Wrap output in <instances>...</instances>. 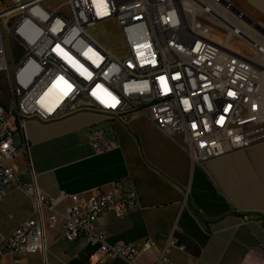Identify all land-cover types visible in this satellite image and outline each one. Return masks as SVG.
<instances>
[{"label":"built area","instance_id":"built-area-1","mask_svg":"<svg viewBox=\"0 0 264 264\" xmlns=\"http://www.w3.org/2000/svg\"><path fill=\"white\" fill-rule=\"evenodd\" d=\"M48 1L0 0V80L7 84V99H0V198L19 189L34 209L5 249L12 264L34 254L46 264L47 227L60 225L69 242H83L101 261L167 264L171 248L184 250L173 235L148 263L144 256L157 247L152 238L110 244L97 230L104 213L123 219L138 208L132 186L115 181L91 195L53 199L31 166L27 175L17 174L13 163L29 149L25 125L79 112L111 121L145 117L164 134L181 136L198 164L247 149L264 140V37L251 40L255 23L245 21L233 0H65L69 14L62 6L47 9ZM110 22L121 35L113 50L88 33ZM208 22L225 30L224 42L213 38ZM241 22L248 24L247 36ZM233 37L258 56L231 49ZM7 40L21 50L17 59L9 56ZM65 200V212L56 211Z\"/></svg>","mask_w":264,"mask_h":264},{"label":"crops","instance_id":"crops-1","mask_svg":"<svg viewBox=\"0 0 264 264\" xmlns=\"http://www.w3.org/2000/svg\"><path fill=\"white\" fill-rule=\"evenodd\" d=\"M244 5L263 31L264 0ZM25 132L28 153L16 158L14 169L27 175L31 166L49 198L91 195L115 181L132 186L136 210L123 219L106 212L97 220L110 244L152 238L157 247L143 259L155 263L173 235L184 250L171 248L167 264H264V140L198 164L181 136L164 134L145 117L111 121L79 112L46 125L28 121ZM15 143L21 145L19 133ZM69 205L65 200L55 209L65 212ZM33 217L32 200L22 190L0 198V264H12L5 243ZM46 234V264H125L101 261L83 242H69L60 225L47 227ZM22 264L42 259L23 255Z\"/></svg>","mask_w":264,"mask_h":264},{"label":"rangeland","instance_id":"rangeland-1","mask_svg":"<svg viewBox=\"0 0 264 264\" xmlns=\"http://www.w3.org/2000/svg\"><path fill=\"white\" fill-rule=\"evenodd\" d=\"M63 1L64 0H51L44 3V6L47 9L62 6L63 7L62 10H64V12L69 14L68 8L66 6L64 7V4H62ZM233 4L237 7L238 10H240L242 13L246 15L247 19H245V21H249V20L255 21L254 18L248 13V10L244 5V0H233ZM224 16L226 15L224 14ZM205 21L208 20L205 19ZM208 25L211 28L213 38L219 42H224L227 36L225 30H223L216 23L208 22ZM241 29L242 32L244 31V33L248 34L247 33L248 30L246 28H243V26H241ZM88 33L90 34L91 37H94L95 39L106 45L107 48L109 49L111 48L110 50H113V44H115L116 42L119 44L121 42V35L119 33V30L116 28L114 22L97 25L94 28H89ZM257 33L258 34L256 36H251L252 41L260 40L264 37V30L261 32L259 30L257 31ZM6 44L11 59L13 60L17 59L21 54V50L19 49V47H17V45L15 44H12L9 40H7ZM229 46L230 48L236 50L237 52H240L247 56H254V57L258 56L256 53H254V50L249 46V44H247L244 41H241L236 37H233L231 39ZM0 97L4 100L7 99V84L2 79L0 80Z\"/></svg>","mask_w":264,"mask_h":264},{"label":"bare ground","instance_id":"bare-ground-1","mask_svg":"<svg viewBox=\"0 0 264 264\" xmlns=\"http://www.w3.org/2000/svg\"><path fill=\"white\" fill-rule=\"evenodd\" d=\"M247 19V18H246ZM243 25H244V27L245 28H247V26H248V24L247 23H245V22H241ZM260 25V24H259ZM258 26V25H257ZM257 31H259V30H257ZM261 32V31H260ZM242 33V32H241ZM243 35H244V33H242ZM260 35V34H259Z\"/></svg>","mask_w":264,"mask_h":264}]
</instances>
